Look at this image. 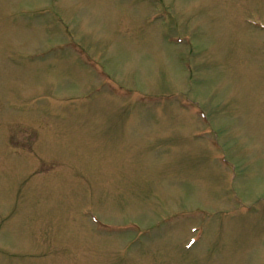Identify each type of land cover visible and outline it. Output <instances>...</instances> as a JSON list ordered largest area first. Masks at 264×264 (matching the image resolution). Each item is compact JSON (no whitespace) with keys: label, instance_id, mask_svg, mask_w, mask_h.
<instances>
[{"label":"rangeland","instance_id":"1","mask_svg":"<svg viewBox=\"0 0 264 264\" xmlns=\"http://www.w3.org/2000/svg\"><path fill=\"white\" fill-rule=\"evenodd\" d=\"M0 264H264V0H0Z\"/></svg>","mask_w":264,"mask_h":264}]
</instances>
